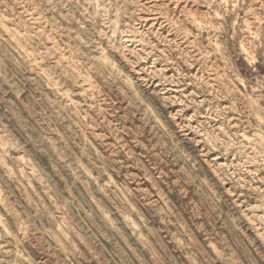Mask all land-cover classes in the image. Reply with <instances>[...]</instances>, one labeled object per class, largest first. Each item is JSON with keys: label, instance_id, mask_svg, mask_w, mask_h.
Wrapping results in <instances>:
<instances>
[{"label": "rangeland", "instance_id": "1", "mask_svg": "<svg viewBox=\"0 0 264 264\" xmlns=\"http://www.w3.org/2000/svg\"><path fill=\"white\" fill-rule=\"evenodd\" d=\"M0 264H264V0H0Z\"/></svg>", "mask_w": 264, "mask_h": 264}]
</instances>
